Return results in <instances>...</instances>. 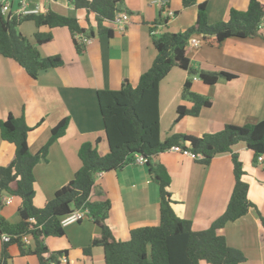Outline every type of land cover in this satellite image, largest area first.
<instances>
[{
  "label": "crops",
  "instance_id": "crops-1",
  "mask_svg": "<svg viewBox=\"0 0 264 264\" xmlns=\"http://www.w3.org/2000/svg\"><path fill=\"white\" fill-rule=\"evenodd\" d=\"M159 1L124 0L121 13L129 15V23L124 29L105 23V27L113 31L110 37L97 33L94 15L84 9L75 10L68 0H38L32 6L40 2L45 12L53 10L75 16L82 28H92L91 43L79 54L67 28H41L42 33L51 32L53 40L40 46L39 52L44 57L60 56L64 63L59 68L41 72L36 80L15 61L0 55V120L10 114L25 119L34 129L28 136L31 154L48 144L52 130L59 123L69 120L65 134L50 146L45 161L34 169L37 208L45 207L60 188L74 179L81 168L78 153L82 145L95 144L99 139L100 150L108 149L97 93L119 90L124 80L137 87L141 75L150 69L156 57L150 28L164 18ZM249 3L250 0H198V4H206L209 25L226 22L232 7L245 10ZM198 4L185 9L181 0H169L170 9L177 15L168 19L167 27H157L155 33L167 30L178 33L192 27L197 19ZM30 23L33 24H22L20 32L34 43L36 28ZM201 40L199 48L190 47L192 67L205 72H226L236 78L220 79L210 86L195 77L193 92L211 99L212 106L201 110L197 117L186 116L176 122L177 107L191 108L192 104L181 100L188 73L172 69L159 88L162 141L175 134L201 137L217 133L228 125L242 127L264 120L263 40L230 38L220 46ZM167 113L168 123L164 126ZM233 151L243 163L245 180L250 186L249 199L264 216V162L256 164L253 153L244 143L236 145ZM14 155L15 146L4 141L0 134V168L7 166ZM154 162L162 164L171 177L175 214L191 222L194 231L210 229L224 215L235 184L230 154L217 156L205 166L190 156L169 150L159 154ZM96 181L102 191L99 194L94 190L91 200H110L108 223L117 240L128 241L132 230L159 225L158 187L146 165L135 162L118 171L103 173ZM5 207L8 209L3 210L1 216L10 223L20 222V199H12ZM64 231V237L48 238L46 245L52 252H67L66 264H105L103 248L95 247L90 254L85 253L99 234L92 219L69 225ZM219 232L229 247L245 255L244 264H264V234L254 211L228 223ZM2 250L0 238V257ZM9 253L12 256L9 264H38L35 256L21 257L16 247L10 248Z\"/></svg>",
  "mask_w": 264,
  "mask_h": 264
},
{
  "label": "trees",
  "instance_id": "trees-1",
  "mask_svg": "<svg viewBox=\"0 0 264 264\" xmlns=\"http://www.w3.org/2000/svg\"><path fill=\"white\" fill-rule=\"evenodd\" d=\"M30 3L38 0H28ZM56 2L58 0H51ZM75 10L84 9L94 15L98 34L112 36L113 31L105 27L112 23L115 16L122 12L124 0H68ZM183 8H191L198 0H181ZM168 7L170 9L169 3ZM177 15V13H175ZM25 22H32L36 28L34 43L30 42L19 30ZM90 22V21H89ZM168 19L160 18L150 28L156 57L149 70L143 73L137 87L128 80L122 82L119 90H100L97 93L100 112L105 128L108 149L101 151L97 140L95 144L81 146L78 156L81 168L74 179L60 188L54 198L44 207L34 205L35 167L45 161L48 149L61 138L69 120L59 123L52 130L48 144L38 153L31 154L28 136L34 130L25 119L10 114L0 120V134L4 141L15 146L11 162L0 168V238L10 237L3 242L0 264H9L12 256L11 246H15L21 257L35 256L38 264H64L62 259L67 252H51L46 241L48 238L65 236L61 220L76 209L87 208L99 234L91 246L85 249L90 254L95 247L104 250L105 264H244L245 255L227 244L220 230L228 223L235 222L254 211L258 227L264 234V216L249 199L250 186L245 180L246 173L234 147L245 143L254 155L257 164L264 157V120L242 127L228 125L214 134L201 137L175 134L166 140L160 138L159 88L172 69L179 68L188 73L181 100L192 104L177 107V120L186 116L197 117L201 110L210 108L212 100L192 90V81L198 77L206 85H215L220 79L231 81L236 76L226 72H205L194 69L189 58L190 41L202 37L211 45L220 46L230 38L241 40L259 38L264 42V0H250L245 10L232 7L226 22L209 25L206 4H198L195 24L183 32L165 31L155 33L157 27H167ZM41 28L50 30L67 28L73 37L79 54L87 47L76 40V35L94 37V30L84 29L72 15L59 14L48 10L40 15L23 16L15 13H1L0 3V55L15 61L25 69L33 80L41 72L63 66L60 56L44 57L39 47L53 40L51 32L42 33ZM193 78V79H192ZM38 126V125H37ZM172 147H180L201 157L198 162L209 166L220 155L230 154L233 161L234 189L224 215L213 226L201 232L192 229L191 222L180 219L173 210L170 193L171 177L167 169L154 159ZM146 160L145 165L151 179L158 187L160 200V222L154 227L137 228L130 232L128 241L115 238L109 225L110 200L93 202L92 194L97 187L96 176L120 170L135 163L138 157ZM99 188V189H97ZM8 197L20 199V222L10 223L1 216L5 207L3 200ZM25 237L30 245L23 242Z\"/></svg>",
  "mask_w": 264,
  "mask_h": 264
},
{
  "label": "built area",
  "instance_id": "built-area-1",
  "mask_svg": "<svg viewBox=\"0 0 264 264\" xmlns=\"http://www.w3.org/2000/svg\"><path fill=\"white\" fill-rule=\"evenodd\" d=\"M0 3H1V13L4 15H7L12 12L17 15L30 16V15H40L42 13L47 12L43 10V5L40 2L35 6H32V3H30L28 0H0ZM168 3L169 0L159 1L160 7L162 8L164 14V19L174 18L176 16V14L171 9H169ZM15 4L17 5L16 10H14ZM112 23L115 24L117 28L124 29L125 25L129 23V15L127 13L120 12L115 16V19ZM200 38L202 39V37H198V36L193 37L190 41V47L199 48L202 45V40ZM76 40L79 43L86 46L89 45L92 41L90 37H87L85 35H76ZM170 150L173 152L180 153L182 155L190 156L191 158L197 161H199L201 158L190 151L182 150L180 147H172ZM136 162L145 165L146 160H144L142 157L139 156ZM258 162L263 163L264 157H259ZM102 174L103 173H99L97 174L96 177H101ZM12 199L13 197L5 198L3 200L4 205H10L12 203ZM86 219H92L89 209H87L86 207L82 209H76L61 220V226L65 228L69 225L81 223ZM1 240L3 242H8L10 240V237L5 235L1 238ZM23 242L26 245H30L31 240L29 237H25L23 239ZM62 263L66 264L67 259L63 258Z\"/></svg>",
  "mask_w": 264,
  "mask_h": 264
},
{
  "label": "rangeland",
  "instance_id": "rangeland-1",
  "mask_svg": "<svg viewBox=\"0 0 264 264\" xmlns=\"http://www.w3.org/2000/svg\"><path fill=\"white\" fill-rule=\"evenodd\" d=\"M17 9V5L15 4L14 5V10H16ZM29 25H32V26H34V24H29ZM19 30H20V28H19ZM195 78V77H194ZM193 79V78H192ZM168 114L169 113H167V116H166V118H165V121H166V123L164 124V126H166L167 125V123H168V118H169V116H168ZM170 114H171V111H170ZM245 144V143H244ZM118 171V170H117ZM98 187V186H97ZM55 196V195H54ZM13 199H15V198H13ZM259 204H260V206L262 207V201H261V203H260V201H259ZM44 208V207H43ZM6 209H8L7 207H3L2 208V210H1V213L3 212V210H6ZM52 238V237H51ZM15 246H11L10 248H14ZM52 252V251H51Z\"/></svg>",
  "mask_w": 264,
  "mask_h": 264
}]
</instances>
